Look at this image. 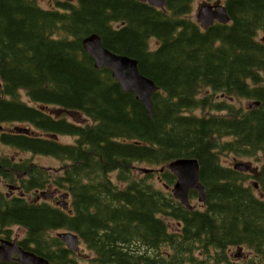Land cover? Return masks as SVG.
Masks as SVG:
<instances>
[{
    "label": "trees",
    "instance_id": "obj_1",
    "mask_svg": "<svg viewBox=\"0 0 264 264\" xmlns=\"http://www.w3.org/2000/svg\"><path fill=\"white\" fill-rule=\"evenodd\" d=\"M40 1L0 0V127L39 132H2L0 142L64 165L52 174L0 153V183L21 185L26 194L52 185L70 195L69 208L0 189L1 238L23 229L19 244L50 264H81L80 253L52 235L57 231L76 234L91 264H258L264 164L249 174L221 159L264 153V0H221L230 22L208 29L192 18L194 0H168L164 9L138 0H54L51 8ZM92 34L137 60L158 86L152 118L111 71L95 67L83 46ZM234 98L258 106H237ZM51 106L60 109L56 117ZM61 110L91 124L70 122ZM180 158L199 161L202 210L174 198L169 170L135 177L137 165L159 170ZM168 219L180 228L172 231ZM232 249L252 255L237 260Z\"/></svg>",
    "mask_w": 264,
    "mask_h": 264
},
{
    "label": "water",
    "instance_id": "obj_2",
    "mask_svg": "<svg viewBox=\"0 0 264 264\" xmlns=\"http://www.w3.org/2000/svg\"><path fill=\"white\" fill-rule=\"evenodd\" d=\"M148 3L149 5L164 9L168 0H138ZM198 20L202 23L204 29H208L215 22L228 24L230 17L227 14L224 5H206L203 6L198 14ZM200 23V24H201ZM264 41V37L262 38ZM85 51L93 58L97 69H108L112 72L113 78L120 84L124 92L133 93L138 102L146 109L150 118L153 117V96L159 90L154 81L141 74L138 61L123 55H118L106 49L103 46L102 39L97 34H92L83 40ZM258 106L255 103L251 108ZM15 131L20 134H32L28 128L16 127ZM54 140L58 139L57 135H53ZM236 170L245 171L248 169L245 165H236ZM250 168V167H249ZM169 170L176 177V182L171 189L175 199L178 200L184 207L192 210L193 206L190 200V192L196 190L198 192L199 202L205 203L206 194L205 187L200 180V165L197 159L180 158L166 165L162 170ZM144 173L153 172L151 169H143ZM257 187V185L255 186ZM39 193V191H37ZM45 200H50L55 196V193H40ZM67 197V195H65ZM64 196V197H65ZM62 197V198H64ZM66 248L73 252H80V239L73 232H63L57 234ZM0 261L12 262L16 261L19 264H50L44 257L36 253L24 249L19 245L18 240H0Z\"/></svg>",
    "mask_w": 264,
    "mask_h": 264
},
{
    "label": "rangeland",
    "instance_id": "obj_3",
    "mask_svg": "<svg viewBox=\"0 0 264 264\" xmlns=\"http://www.w3.org/2000/svg\"><path fill=\"white\" fill-rule=\"evenodd\" d=\"M54 4H55L54 0H41L40 1V5L44 8H51L54 6ZM219 4H223L221 0H194L192 18L199 23L198 14L203 6L219 5ZM262 37H263V34L260 35V38ZM151 45L152 47H155L156 42L152 41ZM221 98L222 97H217L219 101L221 100ZM24 99L26 100L25 97ZM229 102H233L237 106L242 105L244 108H247L251 104H253L252 101L250 102V101H245V100H241L237 98L229 99ZM47 110L50 115L55 116V117L57 116V112L59 113L60 111V109L52 107V106L49 107V109ZM195 113L202 114V111L198 110ZM60 116H64L68 121L76 123V124H81L83 126L87 124H91V121L89 119H87L85 116H83L82 114L78 112L61 110ZM16 127L29 128L31 131H33L34 135L39 134V132L35 130L34 127H30L28 125H4L0 127V136L2 132H12L15 130ZM40 135L42 137H48L46 133L44 134L40 132ZM59 142L63 144H73L75 142V139L70 136H59ZM0 153L9 158H12L13 160L16 159V161L21 160V159L22 160L30 159L34 164H37L39 167L50 169L52 174H60V171L64 165L63 162L53 157L34 155L29 152H18L13 148H9V147L2 145L1 142H0ZM221 160L225 166L232 167V168H234L236 165H245L248 167V169L245 170L246 171L245 173L253 174V171L258 170L264 164V153H260L259 155L253 158L235 157L233 155H225V156H222ZM149 168L150 167L146 165H137V170H135V177L139 178L140 176L144 174L143 169H149ZM113 177L115 178V176ZM154 182L158 188H163L161 183H159L157 179H155ZM54 188L55 187L52 186L51 188L46 189V192L51 193L54 191ZM0 189L7 194L10 192L9 189L4 187L3 184H0ZM14 192L15 193L10 192V195L19 196L22 193L21 190L14 191ZM61 195H64V192H62ZM26 197L30 201H34L36 199V195H34L33 192L28 194ZM191 202H192V205L196 209H200V210L204 209L202 202H199L197 198L194 200H191ZM167 221L172 231H177L180 228V224L177 221H174L172 219H168ZM58 232H61V231L54 232L52 233V235L55 236L58 234ZM16 234L21 240L25 235V231L21 228L15 227L13 228V236H15ZM80 248L82 252L77 257L79 261L81 262V264H91L89 262V259H91L92 254L90 253V251L87 249V247L85 246L83 242H80ZM237 252H238L237 249L231 250V255H233V258L237 260H243L246 257H249V255H252V253L249 252L247 249H242L239 255L237 254ZM235 256H238V257L236 258ZM258 264H264V258L259 257Z\"/></svg>",
    "mask_w": 264,
    "mask_h": 264
},
{
    "label": "flooded vegetation",
    "instance_id": "obj_4",
    "mask_svg": "<svg viewBox=\"0 0 264 264\" xmlns=\"http://www.w3.org/2000/svg\"><path fill=\"white\" fill-rule=\"evenodd\" d=\"M0 184H3L4 185V187H6L7 189H9V191L11 192V193H15L14 191H19V190H21L22 191V193L19 195V196H27L28 194H30V193H32V192H30V193H25L24 192V190L22 189V187H21V185H13V186H11L9 183H7V182H3V183H0ZM52 187V185H50L47 189H49V188H51ZM37 191V190H36ZM36 191H34L33 193H34V195H36V199L34 200V201H38V202H50V203H52V204H54L55 206H58V207H61V208H63V207H66L67 206V203H68V201H69V199H68V201H65V200H63L61 197H62V195H61V193L62 192H65L64 190H62V189H58V188H54V193H55V196L52 198V199H50V200H43V199H41L40 197H39V194H37V192ZM10 192L7 194L8 196H14V195H10ZM66 193V192H65ZM1 239H3V238H1V236H0V240ZM14 239H18V235L16 234L15 236H13L11 239H10V241H12V240H14ZM2 262V261H1ZM2 263H5V262H2Z\"/></svg>",
    "mask_w": 264,
    "mask_h": 264
},
{
    "label": "bare ground",
    "instance_id": "obj_5",
    "mask_svg": "<svg viewBox=\"0 0 264 264\" xmlns=\"http://www.w3.org/2000/svg\"><path fill=\"white\" fill-rule=\"evenodd\" d=\"M201 23V22H200ZM202 27H203V25H202V23L200 24ZM204 28V27H203ZM112 73V72H111Z\"/></svg>",
    "mask_w": 264,
    "mask_h": 264
}]
</instances>
